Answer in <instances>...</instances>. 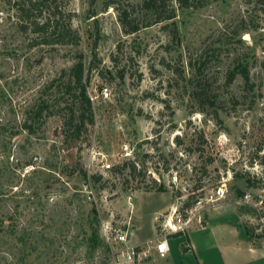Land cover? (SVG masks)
Instances as JSON below:
<instances>
[{
	"label": "rangeland",
	"instance_id": "obj_1",
	"mask_svg": "<svg viewBox=\"0 0 264 264\" xmlns=\"http://www.w3.org/2000/svg\"><path fill=\"white\" fill-rule=\"evenodd\" d=\"M139 3L56 0L73 36L44 44L0 0V264H112L103 224L128 221L130 242L146 243L174 204L190 228L169 236L165 258L139 264L189 263L187 237L206 264L249 258L245 241L264 252V0H168L175 17L157 23ZM122 10L150 24L125 33ZM237 62L252 88L227 81ZM75 63L91 99L83 123L37 117ZM196 77L212 103L192 97ZM132 162V175L113 170Z\"/></svg>",
	"mask_w": 264,
	"mask_h": 264
},
{
	"label": "trees",
	"instance_id": "obj_2",
	"mask_svg": "<svg viewBox=\"0 0 264 264\" xmlns=\"http://www.w3.org/2000/svg\"><path fill=\"white\" fill-rule=\"evenodd\" d=\"M14 9V14L18 18L19 28L22 32L31 30L37 34L40 38V43L51 44L55 40L60 43L66 37L73 36L72 27L70 22L63 23L62 18L59 16L60 12L57 10L56 0H4ZM168 0H140L138 5L139 9L144 12H148L152 17L154 23L171 20L175 17V10L167 7ZM185 6L188 5V0H178ZM108 6V5H106ZM134 13V10H133ZM119 21L122 29L127 34L137 32L141 27L148 26L150 23H141L137 20L136 16H131L127 10H122L119 13ZM56 38V39H51ZM67 73V82L65 88L59 91V95L56 97V103L51 104L47 101H42L37 104L36 116H40L44 111L46 115L58 114L63 119V124L71 127L76 122L82 124L84 121V115L91 110V99L86 91V80L84 78V69L82 63H75L70 66L68 70H63L62 74ZM62 76V75H61ZM61 76L50 81L48 87H54L56 89L60 86ZM239 76L243 83L252 88L249 83V72L245 65L237 62L233 69L229 70L226 74L228 82H232ZM193 88L191 91L192 97L197 100L200 105L205 103H212L209 101V85L202 78L196 77L193 79ZM47 102V103H46ZM56 107V109H55ZM25 128H30L29 125L24 124ZM136 164L134 162L131 165L126 166L124 163L122 166H117L113 170H122L125 167L129 170V175L134 174L136 171ZM95 181L101 179L100 174H94L91 176ZM145 190H150L145 188ZM156 191H164L165 187L158 185L154 187ZM194 201L189 199L185 205L189 206ZM178 232L175 235H180ZM99 234L96 227L92 228L91 240L98 241ZM187 242V243H186ZM186 242L181 244V251L186 252L191 250L188 247V237ZM179 264H183L180 262Z\"/></svg>",
	"mask_w": 264,
	"mask_h": 264
},
{
	"label": "built area",
	"instance_id": "obj_3",
	"mask_svg": "<svg viewBox=\"0 0 264 264\" xmlns=\"http://www.w3.org/2000/svg\"><path fill=\"white\" fill-rule=\"evenodd\" d=\"M104 96H107L108 88L102 89ZM103 169H109V164H102ZM183 211V210H182ZM178 204L155 218L157 221L158 236L155 240L132 244L130 242L131 230L128 227L130 222L123 223L126 228H119L111 223H105L102 227V237L111 247L112 264H139L150 256L165 257L170 250L169 236L175 233H184L191 226V217L182 213Z\"/></svg>",
	"mask_w": 264,
	"mask_h": 264
},
{
	"label": "crops",
	"instance_id": "obj_4",
	"mask_svg": "<svg viewBox=\"0 0 264 264\" xmlns=\"http://www.w3.org/2000/svg\"><path fill=\"white\" fill-rule=\"evenodd\" d=\"M156 217L157 216L154 217V220ZM202 229H205V227H203ZM198 231H200V230H196V231H192V232H198ZM192 232L190 234H192ZM189 239H190V244H191V250L184 252V254L189 255L190 253H193L194 259L192 261H190L189 263H186V264H206L203 257L200 256L197 252L198 245L195 244V242H194V240H192V238H189ZM141 243H143V242H141ZM244 244H245L244 249L247 250V253H249L250 257L246 258L245 260H243V259L237 260V261L233 262L232 264H261V262H262V264H264V252H263V250H260L259 248L252 247L251 245H249V243H247V241H245ZM239 255L242 256V255H246V254L241 253ZM152 257L155 259V258H158L160 256L154 255ZM165 257H160V258H165ZM218 258H219L220 264H229L228 262H226L227 259L222 254L218 255ZM183 264H185V263H183Z\"/></svg>",
	"mask_w": 264,
	"mask_h": 264
}]
</instances>
